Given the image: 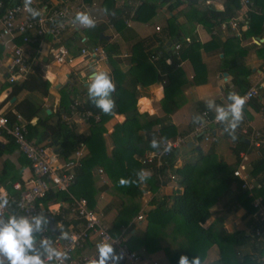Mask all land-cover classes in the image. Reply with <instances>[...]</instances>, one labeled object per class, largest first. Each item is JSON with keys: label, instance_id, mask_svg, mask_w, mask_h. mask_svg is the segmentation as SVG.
Listing matches in <instances>:
<instances>
[{"label": "trees", "instance_id": "trees-1", "mask_svg": "<svg viewBox=\"0 0 264 264\" xmlns=\"http://www.w3.org/2000/svg\"><path fill=\"white\" fill-rule=\"evenodd\" d=\"M23 0H0V16L3 10L10 4L19 3ZM42 2L44 0H35ZM90 3L91 0H84ZM198 0H152L143 3L138 7L132 17L134 22L147 23L160 8H164L168 16L164 20L163 32L173 43H179L180 49L172 53L166 49L164 53L158 51L149 52L145 50L142 42L136 41L129 49L127 58L128 69L122 72L119 69L117 59V46L107 44L105 40L98 41L104 48L106 60L111 69V76L116 84V91L113 97L116 100V107L111 114H105L95 108L90 99L86 103V109L99 114L98 122L90 121L85 135L75 133V126H67L61 120V115L68 111L71 98L75 95L73 86L66 85L58 90L59 100L57 107L48 108L49 114L43 108V98L48 97L50 79L54 82L56 75L50 70L31 71L20 81L7 84L10 87L9 98H16L20 93L25 92L26 96L17 103L13 109L26 123L36 117L38 120L34 125L27 124V139L33 140L36 144H45L51 147L61 161H66L79 143L86 149L85 156L80 160L79 166L75 170L74 182L67 192L48 193L36 201V205L42 204L44 207L48 203L69 202V195L75 199L83 198L90 209H95L96 196L99 192L117 197L119 205L114 219L110 222L108 232L111 237H117L122 229L123 236L126 237V244L130 250L142 249L151 254L162 250L168 264H178L181 255H186L191 260L194 256H199L203 264L208 250L215 246L218 250V258L208 264H260L259 257L254 253L242 254L239 248L253 239L243 230L226 233L220 218L210 220V208L221 201L230 193V186L235 185V192L231 202L244 210L245 216H250L253 209L249 205L246 193L239 190L237 181L232 177L231 172L237 164L239 152H245L247 144L239 138L233 139L235 145L232 153L235 157L233 164H226L219 160L213 152L202 154L200 151L195 160L185 162L178 168H174L176 154L169 153L164 161L170 172L176 177V185L179 187L168 196L155 198V194L160 186H165L166 180L158 183L156 175L162 173L165 166L160 169L147 168L151 172V178L143 183L147 188L141 189L142 184L132 183L129 186H120L121 178L135 180V173L144 169L140 164V159L145 154L153 152L150 146L151 140L155 137L161 142L171 140L177 136L175 127L167 121V115L175 112L182 103L181 96L175 97L171 86L184 85L187 80L184 73L177 67L180 61H188L192 68L193 85L205 83L206 69L200 60V52L221 49L223 55L221 63L226 65V70L231 76V84L238 87L237 94L242 96L248 89L247 76L249 70L243 65L236 64L237 57H242L245 53L239 47L240 41L247 38H257L262 29L263 16L260 14H248L246 28L238 31V37L227 38L224 42L218 43L216 38H212L204 44H200L191 39L185 42L181 35L177 19L183 17L188 23H194L205 27L207 30L217 27L219 23L226 19L234 18L237 13V0H225L221 11L211 7L199 8L196 6ZM255 7L263 8L264 0H252ZM107 9V13L105 12ZM102 14L108 17L114 31L124 37L127 30L123 20L127 17L122 9L115 8L111 0H103L101 3ZM114 13V14H113ZM104 25H99L97 31L104 29ZM193 29L192 26L186 29L185 34ZM96 31V28L94 29ZM77 35L73 34L71 41L64 42L67 50L75 54L80 48ZM16 45H21V40H15ZM32 48H37V43ZM260 56L264 57V42L258 50ZM156 55L157 60L150 63V55ZM169 63H166V60ZM234 63H233V61ZM232 62L231 64H228ZM60 78H64L61 74ZM47 80V81H45ZM49 81V82H48ZM154 83H161L163 98L160 101V109L164 114L162 118H154L146 114H139L136 111V100L139 96L136 86L146 88ZM138 104V103H137ZM146 102L141 103V108ZM138 106V105H137ZM255 111L259 106L252 104ZM203 110V109H201ZM9 120H13L10 112L4 113ZM113 115H122V123H116L113 131L107 135L110 144L109 152L105 150L104 135L107 132L106 123L112 119ZM166 122V123H165ZM155 127H157L155 129ZM224 130L225 125L221 124ZM237 131V130H236ZM240 130H238L239 132ZM236 133V132H235ZM181 135V134H180ZM182 136V135H181ZM8 140L5 148L0 153H11L17 150L13 141ZM200 141V138H196ZM27 161V160H26ZM27 161V165H28ZM252 174L255 176L264 168V154L261 153L256 162L252 164ZM101 169L108 185L97 187L92 177L94 169ZM2 177H0V182ZM261 188L255 195L261 197L264 203V180H260ZM143 190L151 193L152 198L149 204L153 206V211L147 212V221L142 236H136L131 231L133 225L130 221L136 216L140 209L139 199ZM13 197H17V192L13 191ZM12 207V206H11ZM14 211V208L12 207ZM53 223L58 221L56 215L52 216ZM69 222H64L67 227ZM75 225L76 222H73Z\"/></svg>", "mask_w": 264, "mask_h": 264}, {"label": "built area", "instance_id": "built-area-1", "mask_svg": "<svg viewBox=\"0 0 264 264\" xmlns=\"http://www.w3.org/2000/svg\"><path fill=\"white\" fill-rule=\"evenodd\" d=\"M119 9H122L127 16L123 23L125 27H129L135 10L143 3L152 0H111ZM237 13L234 18L226 19L219 23V28L224 30L229 27L233 30H244L247 25L248 14L257 13L252 0H237ZM95 5L86 3L84 0H56L50 2L44 0L42 2H34L32 7L40 10L41 15L33 19L24 9L23 1L12 3L3 10L0 16V44L7 45L10 54L9 74L6 79L8 84L22 80L30 71L32 66L41 63L43 58L47 63L55 65H70L75 60L86 62L88 65L95 63H106V54L102 48L89 46L86 44L87 39L84 36L77 37L81 48L75 53H70L64 42L73 37L74 33L84 32L86 27L74 25L73 18L77 12H87L96 21V25H105L112 27L107 18L98 17L92 13ZM1 7V4H0ZM264 27V19L262 21ZM154 31H160V28L155 26ZM68 34V35H67ZM68 36L65 38V36ZM21 40V45H16V39ZM65 39V40H64ZM185 42L190 41L189 38H183ZM37 43V48H32ZM41 45H46V51L43 56L41 53ZM180 49L179 43H172L170 51L176 53ZM150 63L157 60V56L150 55L148 58ZM69 84L78 83V73L70 71L67 74ZM91 74L87 75V78ZM255 95L253 89H248L242 96L246 97L247 102ZM89 100L88 91L76 92L71 98L68 105V111L61 115V120L67 126L82 124L87 128L90 121L96 123L100 116L98 113L86 109V103ZM246 102V103H247ZM13 120L0 111V135L8 136L16 145L17 150L28 161V167L31 173V178L22 185L15 183L12 189L17 192V197L12 198L14 210L21 215H35L43 211L47 216H51L48 212L39 208L36 201L43 198L48 191L67 192L68 188L74 182L75 170L79 166L80 160L84 157L85 147L79 143L73 150L66 161H58L56 152L45 144H36L33 140L27 139V124L14 111L10 112ZM199 115L202 117L203 125L195 123L186 136L177 135L171 140H166L161 143V147L153 152L145 154L140 159V164L143 168L160 169L165 166L162 173L156 175L159 184L164 180L167 182H176L177 177L171 174L164 161L169 156V153L177 154L181 152L186 144L196 138L200 141L209 143L219 137L221 130L220 122L215 120V112L211 113L208 110H202ZM239 137H245L248 140L247 150L239 152L237 156V164L231 175L237 181L239 190L246 193V198L249 199V205L253 209L250 219L252 226L250 236L253 240L264 242V203L261 197L255 195V192L261 188L260 180H264V168L257 175L252 174V167L249 164L247 154L252 151L257 152L259 157L264 154V134L256 131L242 129L236 132ZM164 147H169L170 150L165 152ZM174 169V167H173ZM97 176H101V169H96ZM100 179V178H99ZM104 183V180H101ZM162 187V186H160ZM159 187V188H160ZM231 188L235 190V185ZM176 188L175 190H177ZM179 190V189H178ZM59 219L53 223L59 236V229L62 228L68 231L72 237L70 240H60L58 236L49 232L42 233L53 238L55 246L62 250H67L69 259L65 264H88L90 258L97 255V244L101 241L113 242V248L116 254H123V258L118 264H140L145 262L143 258L144 250L139 249V252L130 250L127 246L126 237L123 236L124 230L117 237H111L108 232V227L101 220L100 215L95 209H90L87 202L83 198L75 199L69 195V202L66 208L57 210L52 213ZM144 219L141 214L136 215L135 221L142 222ZM76 222L75 226L69 224L67 227L64 222ZM71 225V226H70ZM94 242V255L75 254L84 246L88 245L89 241ZM111 264V261L109 262ZM154 264V263H153ZM260 264H264V258L260 259Z\"/></svg>", "mask_w": 264, "mask_h": 264}, {"label": "crops", "instance_id": "crops-1", "mask_svg": "<svg viewBox=\"0 0 264 264\" xmlns=\"http://www.w3.org/2000/svg\"><path fill=\"white\" fill-rule=\"evenodd\" d=\"M47 1H50L52 3L56 2V0H47ZM102 1L103 0H91V2L95 5L92 9V13L98 10L100 11L99 14H101V15H97L98 17L108 19V17L102 14V11L100 10ZM34 2L37 1L33 0V3ZM224 2L225 0H198L196 6L199 8L211 7L217 11H221ZM114 7L118 8L115 4ZM255 10L257 11V13L254 14H258V15L261 14L264 19V3H263V8L255 7ZM158 11L156 12H158L159 15L163 14V17L166 16L163 19L165 20L168 16L165 9L160 8ZM148 22L138 23L131 20L129 27H126L127 30L124 34V37L118 35L114 31L113 27L109 28L105 25H104L105 26L104 29L101 30L100 32L97 31V28L99 27L98 25L86 29L83 33L79 32L74 34L77 35L76 37L79 36L86 37L87 39L86 44H88L89 46H96L102 48L103 50H104L103 48L104 45L102 46L101 44L98 43V41L101 40L98 39V36L99 34H102L103 36H107L108 39L105 40L106 43L115 44L117 46V50H118L117 59L119 61L118 66L119 69L122 72H124L129 67V65L127 64L129 49L131 45L136 41L142 42L145 50L149 52L158 51L159 53H164L166 49L170 50V46L173 43V40L167 38V36L163 32L164 24L160 26V25H156V23L150 24ZM177 22L181 27L180 30L181 35L189 38V40L193 39L195 42H198L200 44H204L214 37L216 38L218 43L224 42L227 38L238 37L237 34L238 31L230 29L229 27H226L224 30H221L219 26H217L215 28L213 27L212 29L207 30L205 27L201 25L188 23V21H186L183 17H179L177 19ZM155 26L159 27L160 31L155 32L154 31ZM190 26H192L193 29L185 34L184 31H186V29L189 28ZM95 28L96 31H94ZM262 29L263 31L261 32L259 37L242 39L239 44V47L244 50L245 54L241 58L237 57L235 63L241 64L247 70H249V75L247 76L246 79L249 85V89H253L255 91V95L245 104L244 119L237 127L236 129L237 131L245 128L248 131L253 129L264 134V57L260 56V54L258 53V50L260 49L261 45L264 42L263 26ZM67 35L65 36V38L68 37ZM72 38L73 37L67 40L71 41ZM67 40H65L66 44L68 42ZM41 49L42 50L40 54L43 56L44 52L46 51V45H41ZM222 57L223 55L221 54V49L210 50L207 52L204 51L200 52V60L206 69V77H205V83L197 86L193 85L191 82L193 73L190 63L188 61H180L177 64V67L181 69L182 72L184 73L187 82L181 86H178L176 84H173L171 86L174 98L181 96V98L183 99L179 108L175 112L169 113L167 115V121H166L175 127L177 135L181 134L182 136H186L187 134H189L193 125L195 124L193 122V117L199 115V113L202 111L201 109L208 110L211 113L214 112L212 110L207 109L206 107V102L209 99L214 100L215 103L218 105H226L228 103L227 100L228 94L230 92L236 93V91L238 90V87H233L231 84V76L226 70L227 67L225 64L221 63ZM166 63H169L168 59L166 60ZM231 63L232 62H229L228 64ZM9 67H10L9 48L7 45L0 44V111L2 113H8L14 111L13 104L19 102L26 96V93L22 92L16 98H14L13 102H10L12 99L9 98L10 87H5L8 84L6 79L9 74ZM54 68L56 69L55 72L53 71ZM36 69H37V73H39V71L42 72L44 70H46L47 73L48 70L50 71L52 70L51 72L56 75V80L54 82L52 79H50L47 73V76L50 80V82L48 81L50 85L56 82H58L56 84H63L65 80L68 79L67 76L68 72L70 71L77 72L78 83H75L74 85L67 84L68 86H73V88L75 89V94L76 92L88 91V83H89V79L87 78L88 74H92L94 71L97 70H105L111 74V69L107 61L106 63L99 62L92 65H88L86 62H79L78 59L75 60L70 65H60V66L54 65L53 63H47L46 61L42 62L41 60V63L36 66H32L29 72L36 71ZM223 73H225L226 75L223 76L222 75ZM61 74H64V78L62 79L60 78ZM20 81L21 80H18L16 82H20ZM56 84H54V86ZM54 90L56 91L55 95H57V97L56 96L53 97L52 104L50 103L46 104L47 98L42 99L43 108L46 110H48V108H53L54 110L58 105V100H59L58 89L54 88ZM136 91L139 94L136 100L137 113L146 114L154 118L164 117V114L160 109V101L163 98L161 83H154L152 85L147 86L146 88H140L139 86H136ZM143 101L146 102V105L145 107L141 108V103ZM252 104L259 106V110L255 111L252 107ZM114 118L116 119L121 118V121L115 122V124L122 123L124 120V117L122 115H113L112 119H110L106 123L105 125L106 129H107V124L113 121ZM37 120L38 119L36 117L31 119L30 120L31 125H34L37 122ZM156 128L157 127H155V129ZM221 130L222 131L218 132L219 137L215 138V140L212 142L204 143L202 141H196V140H192V142L189 141L188 143H191L190 147H187L188 144L187 143L184 150L176 154V159L173 167L174 168L180 167L182 163L181 161L182 159L183 161L185 160V162L188 161L190 162L189 158H187L188 154H192L191 155L193 156L192 160H195L199 151L202 154H205L209 151L213 152L219 160L223 161L228 165L233 164L235 162V157L232 153V148L234 147L235 143L233 141L232 136H230L222 128ZM236 130L235 132H237ZM112 131L113 130L108 131L107 135H109ZM75 133L80 135H85L87 133V127L82 124H76ZM234 135L236 137L237 133H235ZM240 138L243 139L244 143L245 140H247L245 137L242 136ZM7 142L8 140L6 139V137H4V135H0V152L4 150ZM247 145H248V140H247ZM249 153L251 154L248 155V161L249 164L252 166V164L256 162L257 158L259 157L257 156V152L254 153L250 151ZM85 154H86V149L84 150V156ZM144 169L150 171L147 168ZM0 177H2V180L0 182V195L6 196L9 201L8 207L4 209H0V218L2 217L7 218L11 214L21 215L17 213L15 210L14 211L12 210L13 207L12 198H14L13 197L14 190L12 189V185L15 183L22 185L31 178V173L27 165L26 158L18 150H15L11 153H0ZM97 178H100L101 180H105L104 177L102 176L100 177L97 176ZM96 181L94 180L95 185L97 184L96 185L97 187L104 185L103 182L99 181V179H97ZM160 188L161 189L159 190V193H163L168 196L171 194L170 190L174 191V189L179 187H177L176 182H166L165 186H162ZM233 192H235V190L232 189L230 186L229 194L233 195ZM101 193L103 195L106 194L104 192H99L98 193L99 200H103V195ZM230 195L228 197L229 200L228 198L224 197L225 199H227V202H229L228 203L229 207L225 211V213L217 214L216 216L211 215L210 220L213 221L214 218H220L221 226L226 233H230L237 230H243L250 236V232L248 231L247 228V222L249 223L250 229L252 226V221L250 219V216H245L244 210L238 206L236 207L231 202L232 197ZM224 198L222 200H224ZM97 201L98 200L96 198V204ZM218 203H216L212 207H215ZM67 205L68 202H56V203H48L46 207H44L42 204H39L38 206L40 209L51 214L52 217V213H54L57 210V208L64 209L67 207ZM110 216L112 217V214H110ZM69 224L75 226L73 230L77 229L76 225L73 224V221L72 222L70 221ZM137 228H139L140 230H137ZM144 228H145V224L136 225L131 231V233L140 237L143 234ZM239 251L242 254L254 253L255 256L259 257V259L264 258V242L252 240L246 243L245 245L241 246L239 248ZM94 252H95V245L92 240L89 241L88 245L84 246L83 249H81L80 251H76L75 254L77 255L82 253L86 255H94ZM137 252H139V250H137ZM142 256L145 259V262L140 264H153V263L168 264V261L161 249L151 254L145 252L143 253ZM217 258H218V250L215 246H212L208 250L203 264L211 263L215 261Z\"/></svg>", "mask_w": 264, "mask_h": 264}, {"label": "clouds", "instance_id": "clouds-1", "mask_svg": "<svg viewBox=\"0 0 264 264\" xmlns=\"http://www.w3.org/2000/svg\"><path fill=\"white\" fill-rule=\"evenodd\" d=\"M33 0H23L26 12L33 18L41 15L40 10L32 7ZM107 9L105 12L107 13ZM114 14V13H113ZM74 25L86 28L95 27L96 21L87 12H77L72 20ZM116 84L108 71L97 70L89 77L88 97L95 108L105 114H111L116 107L113 93ZM226 105H218L209 99L206 107L215 112V120L225 125V131L235 139V130L244 119V106L246 97L237 93H229ZM193 122L203 125L204 121L200 115L193 117ZM161 141L155 137L150 146L154 149L161 147ZM164 147V151H169ZM135 180L121 178L120 186H129L132 183L143 184L151 178L150 171L140 169L135 173ZM9 201L6 196L0 195V209L8 207ZM49 217L43 212L35 215L11 214L7 218H0V264H65L69 259L67 250L55 246L54 240L42 233L49 232ZM56 227V226H55ZM57 228V227H56ZM59 229L60 240L72 239L70 233L62 228ZM123 254H116L113 242L101 241L97 244V255L90 258L88 264H118ZM178 264H201L199 256L191 260L186 255H181Z\"/></svg>", "mask_w": 264, "mask_h": 264}, {"label": "rangeland", "instance_id": "rangeland-1", "mask_svg": "<svg viewBox=\"0 0 264 264\" xmlns=\"http://www.w3.org/2000/svg\"><path fill=\"white\" fill-rule=\"evenodd\" d=\"M100 10H101V8H100ZM99 12L100 11H98V10H96V11H94L93 13L94 14H96V15H101V14H99ZM159 12V11H158ZM158 12H156V14L154 15V17H152L150 20H149V22L148 23H150V24H153V23H156V25H160V26H162L163 24H164V18L166 17V16H164L163 17V14L162 15H159L158 14ZM55 65V64H54ZM52 68V67H51ZM52 71V70H51ZM53 71L55 72L56 71V69L54 68L53 69ZM56 83H58V82H56ZM56 83H54V84H56ZM54 84H51L50 85V88H49V90H48V97H47V103L46 104H52V100H53V97L54 96H56L57 97V95H55V90H54V88H53V86H54ZM121 121V118L120 119H116V118H114V120L113 121H111V122H109L108 124H107V132H106V134L104 135V139H105V150H106V152H109V149H110V144H109V142H108V139H107V133H108V131H111V130H113V128H114V124H115V122H120ZM184 150V149H183ZM197 153V152H196ZM249 154H251V153H248L247 154V156L249 155ZM192 154H188L187 155V158H189V160L191 161L192 160V158H193V156H191ZM252 156V155H251ZM182 161V163H181V165H183L184 163H185V160L183 161V159L181 160ZM189 162V161H188ZM102 171V170H101ZM102 175V177H104V183L103 184H105V185H108L109 184V182L107 181V179L105 178V175H104V173L102 172L101 173ZM171 174H173V175H175L173 172H171ZM176 176V175H175ZM92 177L94 178V179H96L97 178V173H96V169H94L93 170V172H92ZM99 179V178H98ZM99 181L101 182V179H99ZM96 183H97V181H96ZM99 184V183H98ZM97 185V184H96ZM109 186V185H108ZM146 189L147 187L144 185V184H142L141 185V189ZM161 188H159V190H160ZM159 190L157 191V193L155 194V198H157V199H159L160 197H162V196H167V195H165V194H163V193H159ZM175 190V189H174ZM172 190H170V193L172 194L173 193V191L171 192ZM102 194V193H101ZM103 195V194H102ZM230 195V194H229ZM229 195H227L225 198H228L229 197ZM98 194H97V196H96V198H97V204H96V207H95V211L96 212H98V214L100 215V217H101V220H102V222L104 223V224H106L107 226H109V222L110 221H112L113 219H114V217L116 216V212H117V206L119 205V199L117 198V197H114V196H111V195H103V200H99L98 199ZM152 196H154V195H152L151 193H149L148 191H145V190H143V194H142V196L140 197V199H139V204H140V209H139V211H138V213L136 214V215H138V214H141L142 215V217H143V221L142 222H136L135 221V217L130 221V224H132L133 225V228L136 226V225H139V224H146V221H147V212H151V211H153V206H151L150 204H149V201H150V199L152 198ZM231 197L233 196V195H230ZM224 198V200H222V201H220L215 207H212L211 209H210V211H211V215H213V216H216L217 214H221V213H225V211L228 209V203L229 202H227V199H225ZM228 200H229V198H228ZM110 214H112V217L110 216ZM112 218V219H111ZM138 227H140V226H138ZM243 227H244V225H243ZM247 228H248V231L250 232V228H249V223L247 222ZM137 230H140L139 228H137Z\"/></svg>", "mask_w": 264, "mask_h": 264}, {"label": "water", "instance_id": "water-1", "mask_svg": "<svg viewBox=\"0 0 264 264\" xmlns=\"http://www.w3.org/2000/svg\"><path fill=\"white\" fill-rule=\"evenodd\" d=\"M161 1H163V0H160V2H161ZM98 39H99V40H100V39L107 40L108 37H107V36H103L102 34H99ZM45 61H46L45 58H43V59H42V62H45ZM222 75L225 76L226 74L223 73ZM67 84H69V80H68V79L65 80V82H64L63 84H56V85L54 86V88L59 90V89L64 88ZM13 100H14V98H12L10 102H13ZM46 114H49V111H48V110H46ZM221 133H222V132H221ZM236 137L239 138L240 140H243V139H241V138L239 137V135H237ZM245 144H247V140H245ZM190 145H191V143H188V144H187V147H190ZM48 217H49V219H50V224H49V229H50V231H51L53 234H55L56 236H58V232L56 231V229L54 228V225H53V218H52L51 216H48Z\"/></svg>", "mask_w": 264, "mask_h": 264}]
</instances>
